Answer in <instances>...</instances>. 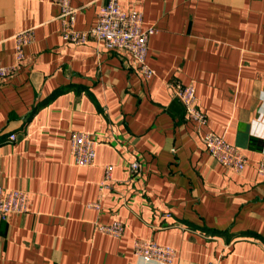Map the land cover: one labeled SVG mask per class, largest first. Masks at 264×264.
<instances>
[{
	"label": "crops",
	"instance_id": "crops-1",
	"mask_svg": "<svg viewBox=\"0 0 264 264\" xmlns=\"http://www.w3.org/2000/svg\"><path fill=\"white\" fill-rule=\"evenodd\" d=\"M118 3L156 29L149 80L126 52L65 43L47 0H0V64H14L16 33L34 34L24 67L0 85V185L30 196L25 214L0 220V264H160L135 256L137 239L174 249L173 264H264V0ZM99 4L80 11L76 30L95 24ZM172 82L194 87L200 133L240 150L241 173L209 156ZM72 131L98 139L94 166L70 164ZM133 153L138 178L126 169ZM108 165L97 212L88 204ZM114 220L126 226L120 238L95 228Z\"/></svg>",
	"mask_w": 264,
	"mask_h": 264
},
{
	"label": "built area",
	"instance_id": "built-area-1",
	"mask_svg": "<svg viewBox=\"0 0 264 264\" xmlns=\"http://www.w3.org/2000/svg\"><path fill=\"white\" fill-rule=\"evenodd\" d=\"M59 8L60 34L65 43L74 46H83L90 41H95L106 50L126 52L133 59V68L144 79L155 77V72L146 64L147 44L150 36L156 33L154 26L142 30L143 15L136 10L124 11L120 8L119 0H86L87 4L73 7L71 0H47ZM96 3L99 4L96 22L87 30H76V17L80 11ZM15 49V62L9 66L0 64V85L5 80L17 75L26 63L24 48L34 39L32 29H26L13 36ZM172 98L179 101L185 112L186 118L193 122L198 130L207 125L206 115L199 109L194 87L172 82L170 85ZM201 134L203 146L209 156L224 166L228 171L241 173L247 164L244 154L227 144L221 137L207 131ZM14 139V136H10ZM98 139L81 131H72L69 134L70 164L73 167L84 168L95 165L97 157ZM127 172L132 178H138L142 170L141 156L129 155ZM113 167L108 165L104 169L103 179L99 184L98 197L88 204L100 212L102 196L110 189ZM258 175L264 179V157L257 165ZM29 193L25 190H9L0 185V220H6L10 214H25L29 203ZM98 232L120 238L126 229L124 223L114 220L109 224L96 222ZM134 254L144 262H157L160 264H173L176 252L171 247L161 246L151 240L137 239L134 242ZM206 264H218L217 261Z\"/></svg>",
	"mask_w": 264,
	"mask_h": 264
}]
</instances>
